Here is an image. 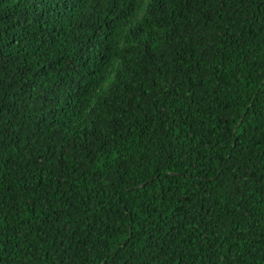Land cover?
Masks as SVG:
<instances>
[{"label":"trees","instance_id":"trees-1","mask_svg":"<svg viewBox=\"0 0 264 264\" xmlns=\"http://www.w3.org/2000/svg\"><path fill=\"white\" fill-rule=\"evenodd\" d=\"M0 264H264V0H0Z\"/></svg>","mask_w":264,"mask_h":264}]
</instances>
